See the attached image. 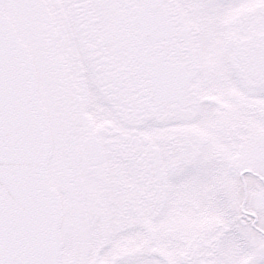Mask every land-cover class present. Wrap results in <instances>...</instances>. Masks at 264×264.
Returning a JSON list of instances; mask_svg holds the SVG:
<instances>
[{
	"label": "snow or ice",
	"instance_id": "1",
	"mask_svg": "<svg viewBox=\"0 0 264 264\" xmlns=\"http://www.w3.org/2000/svg\"><path fill=\"white\" fill-rule=\"evenodd\" d=\"M0 264H264V0H0Z\"/></svg>",
	"mask_w": 264,
	"mask_h": 264
}]
</instances>
